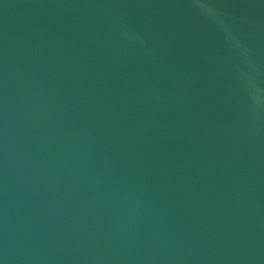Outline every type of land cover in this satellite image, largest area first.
I'll use <instances>...</instances> for the list:
<instances>
[{
  "label": "water",
  "instance_id": "obj_1",
  "mask_svg": "<svg viewBox=\"0 0 264 264\" xmlns=\"http://www.w3.org/2000/svg\"><path fill=\"white\" fill-rule=\"evenodd\" d=\"M0 264H264V0H0Z\"/></svg>",
  "mask_w": 264,
  "mask_h": 264
}]
</instances>
